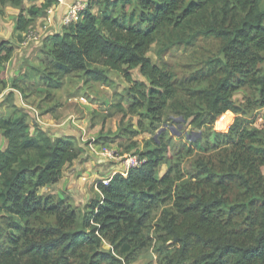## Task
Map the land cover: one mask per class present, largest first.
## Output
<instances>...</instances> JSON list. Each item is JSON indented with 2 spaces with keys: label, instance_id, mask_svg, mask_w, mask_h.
<instances>
[{
  "label": "trees",
  "instance_id": "1",
  "mask_svg": "<svg viewBox=\"0 0 264 264\" xmlns=\"http://www.w3.org/2000/svg\"><path fill=\"white\" fill-rule=\"evenodd\" d=\"M25 1L0 0V6ZM44 1L28 10L29 19L19 16V42L56 2ZM82 16L46 39L45 62L28 67L20 79L56 90L76 73L103 84L109 73L120 74L130 85L131 107L120 101L112 109L139 115L140 130L148 123L154 136L167 120L202 128L245 113L232 97L247 87L257 90L255 103L264 108V0H104L98 14L88 6ZM203 39L218 41L219 49L187 82L147 56L154 44L164 60L171 51L196 49ZM14 52L12 42L0 43V95L10 88L27 99L18 78L9 87L3 69ZM137 68L150 87L133 80L130 72ZM13 91L4 96L10 109L0 118V134L8 140L0 151V264H134L150 249L159 264H264V124L244 130L233 125L225 134L208 129L214 142L204 135L206 156L186 184H180L183 151L170 156L164 133L149 139L140 154L144 163L127 175L103 178L110 182H99L96 198L81 211L73 199L41 196L39 190L58 184L83 146L96 141L82 144L72 132L53 139L42 129L34 135ZM52 111L44 114L55 116ZM130 133L136 132L127 126L116 136ZM163 165L169 171L160 178Z\"/></svg>",
  "mask_w": 264,
  "mask_h": 264
},
{
  "label": "rangeland",
  "instance_id": "2",
  "mask_svg": "<svg viewBox=\"0 0 264 264\" xmlns=\"http://www.w3.org/2000/svg\"><path fill=\"white\" fill-rule=\"evenodd\" d=\"M24 38L28 37L25 36ZM219 45V42L214 39H203L199 41L198 47L196 49H191L188 52H183L181 50L171 51L169 54L165 55L164 60H162L156 56L155 51L157 47L156 44H154L147 56L152 60L153 63L158 65H163L164 61L169 69L173 70L175 73H178L179 78H184L187 82L196 74L195 72L197 71V69H200L202 67L206 59L214 55L218 51ZM44 62L45 60L41 62L40 66H42ZM189 63L193 65L191 67L187 66ZM38 66L39 65H37L36 67ZM27 71L28 69H26V72ZM130 73L133 80H135L136 82H144L148 87H150L149 81L141 75L139 68L132 70ZM20 77L21 75L17 78L20 81V84L26 88V92L28 93L27 99H23L22 95L18 91L16 92L22 100L23 107L29 111H31V109H34L36 114V116L34 117V122L30 121V118L28 120L30 121L31 131L34 133V131L38 128V126H36V122H39L37 115L44 114L47 111L51 110H53L52 112L55 113V116H57L58 118L61 115V117H63L64 115L68 117L71 114H76L78 122H76L75 124L77 125L87 123V121L91 120L93 130L97 131L94 140L96 141L95 143L101 146L102 149H108L110 153L113 154V157H116L115 159L106 157L108 159V162H110L107 163V166L109 167V169L115 172L122 169V163L128 157L138 156L140 158V154L146 152L145 144L147 140L152 138L158 140L161 137V134L164 133V141L167 142L170 146V156H175V154L181 151H183V153L186 155V157L182 161V169L185 171V176L180 183L186 184L191 181V175L195 171V164L199 161V158L201 156H206L204 155L205 152L203 150V148L206 147V142L205 140H203L204 135L206 134L205 137H207V141L210 140L214 142L213 134H207L208 129H211L220 134H225L229 132V127L233 125H238L241 130H244L246 128L258 129L262 124H264V108L256 105L255 102L258 101V93L257 90L251 87H247L235 92L232 97V101L236 106L244 107L245 113H231L227 117H225L219 125H206L202 128H198L193 125L188 126L186 122H176L180 119H175L174 121L167 120L161 126V130H159L157 136H154L151 133L148 123L145 124L146 128L144 132L140 130L139 124L141 121H144V119H142L139 115L132 116L129 113H115V109H112V107L117 103H120V101L125 109H129L131 107V99L128 96L127 92L130 88V85L120 74L109 73V81L106 84H103L87 81V78L83 73H76L66 77L62 82L61 87L56 90L48 87L44 82L40 83L41 88H39L38 86H34V84L29 83L30 81L25 82L24 80L20 79ZM198 81L202 86L206 85L204 79L199 78ZM190 82L193 83L190 85V87L197 88L195 82H193L192 80ZM187 88V85L182 88L179 95L180 98L186 97L187 94H185L184 92ZM81 101L86 105H82L80 103ZM72 103H76L74 109L75 111L72 110V112L70 113L65 111L64 113L66 114H63L61 110L65 109L68 104ZM7 104L8 105L6 113H8L10 109V102H8ZM110 112H114V116L107 117ZM71 125L75 128L74 124ZM127 126H129L131 131H135L137 134L130 133L129 135L124 137L116 136L117 134L122 133V131ZM74 128H72L73 130H70V132L80 136V134L77 132V129L75 128V130ZM68 132L67 130H63L62 132L58 133H49L53 135V137H55L56 135L62 137ZM232 137H235L234 134L232 135ZM82 144H84V142H82ZM84 147L85 146H83V148ZM190 147H192L194 150L192 154L188 155L187 151H189ZM88 148L91 149V147ZM168 171L169 167L167 165H163L159 168L158 176L162 178L168 173ZM262 172L264 174V168L262 169ZM104 175V172H99V174L97 175L98 177L92 180L93 183L92 185H90L91 190L89 194L93 196V199H91L90 203H92V201L96 198L98 183L102 179L101 177ZM236 187L237 185H234L232 187V196H236L237 193H240V191L236 189ZM39 192V194L46 196L44 194L46 193L45 190H41ZM61 192L64 193V198L66 196L73 199L70 195L66 194V192ZM48 195L59 196L57 194ZM73 201L75 202L74 199ZM75 204L81 211H84L87 208L86 206L83 207L82 203L78 204L75 202ZM148 234L153 235V230H149ZM102 247L105 250L110 249V246L105 242H103ZM158 259L159 254L156 253L155 250L150 249L140 258L139 261L134 264H159Z\"/></svg>",
  "mask_w": 264,
  "mask_h": 264
},
{
  "label": "crops",
  "instance_id": "3",
  "mask_svg": "<svg viewBox=\"0 0 264 264\" xmlns=\"http://www.w3.org/2000/svg\"><path fill=\"white\" fill-rule=\"evenodd\" d=\"M76 1L86 2L87 5L92 8L93 14H98L103 9L104 0H66V3L63 6L53 9L52 13L49 15V18L48 14H45L44 17L37 18L35 20L34 28L31 31L30 37L24 38L22 42H19L20 33L17 31V20L19 16L23 14L26 18L29 19L30 17L28 16V10L31 7L41 8L45 4V1L26 0L21 6H0V43H2L3 41H10L13 43L15 48L12 60L3 68L6 78L10 84L9 87H11V84L14 82L13 80L26 73V69L28 68V66L36 67L37 65H40L41 57L43 56L42 48L46 43V39L52 35L63 32V18L66 13L67 7L69 4ZM10 91L13 90L9 88L5 93L0 95V118L6 113L8 105L7 103L2 104L4 100L3 98ZM13 92L15 94L16 103L19 106L23 107L21 98L18 96L15 90ZM80 103L82 105H86L82 101ZM75 106L76 103L68 104L65 109L61 111L63 112V114H66L64 113L65 111L70 113L75 109ZM25 111L28 113L29 118L31 119L30 121L34 122V117L36 116L35 110L31 109V111H29L25 109ZM61 116L56 119L51 113L37 115L39 122H36V126H38V128L34 131V133H32L34 135L37 134L38 129H42L44 131L52 133L62 132L63 130H67V132H70V130H73L72 128H74L71 124H74L77 132L80 134V136H77L81 138L83 142L95 140L97 131L93 130L91 120L87 121V123L77 125L75 124L76 122H78L76 114H71L68 117L65 115L63 117ZM50 136L53 139L60 137L57 135L53 137V135L51 134ZM85 147V152L80 156V158L65 167L63 179L58 184L42 188L39 191L45 190L46 193L44 194L46 196L48 194H57L61 196V198H64V193H62L61 191L66 192V194L70 195L76 203H82L83 207H87L91 202V199H93V196L89 194L91 190L90 185H92L93 183L92 180L98 177L97 175L99 174V172L105 173V175L101 177L103 179L106 177H113L115 174H117V172L121 173L122 169L117 172L109 169L107 163L110 162H108V159L105 157L101 146L92 143ZM88 147H91V149H89ZM7 148L8 140L2 134H0V151H5ZM87 153L89 154V156ZM97 192H99V190H97ZM39 195L43 196L42 194Z\"/></svg>",
  "mask_w": 264,
  "mask_h": 264
},
{
  "label": "built area",
  "instance_id": "4",
  "mask_svg": "<svg viewBox=\"0 0 264 264\" xmlns=\"http://www.w3.org/2000/svg\"><path fill=\"white\" fill-rule=\"evenodd\" d=\"M55 1H56L55 5L52 6L51 8H49L46 12V14H48V18H49V15L52 13L53 9L59 8L66 3V0H55ZM87 8H88V5L84 1H76V2L69 4L67 7V10H66V13L64 15V18H63V26L67 27L71 24H75V23L79 22L80 20H82V18H83L82 12L85 11ZM30 34H31V32L28 35H26V37L29 38ZM103 153L105 154V157H110V158H114V159L116 158L115 156L113 157V154L110 153V151L108 149H103ZM143 163H144V160L139 158L138 156H130L125 161H123V163H122V166H123L122 170L123 171L121 172V174L127 175L128 172L132 168L139 167ZM109 182H110V178L100 180V183H103L105 185H107Z\"/></svg>",
  "mask_w": 264,
  "mask_h": 264
}]
</instances>
